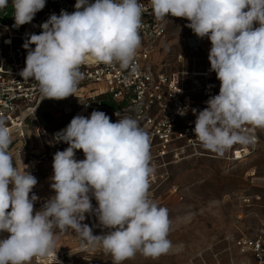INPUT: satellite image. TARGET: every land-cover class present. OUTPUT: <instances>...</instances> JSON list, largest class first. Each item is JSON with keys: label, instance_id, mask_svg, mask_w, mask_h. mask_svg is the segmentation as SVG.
<instances>
[{"label": "clouds", "instance_id": "obj_1", "mask_svg": "<svg viewBox=\"0 0 264 264\" xmlns=\"http://www.w3.org/2000/svg\"><path fill=\"white\" fill-rule=\"evenodd\" d=\"M157 20L185 18L198 38H207L210 71L219 93L197 112L193 132L204 149L223 154L234 144H251L253 129L264 130V0H150ZM13 27L33 21L46 0H12ZM8 0H0V9ZM27 34L19 75L35 80L43 99L73 96L84 79L86 58L136 73L142 44L140 0H76ZM11 43L10 40L5 41ZM32 45L35 47L32 48ZM42 99V100H43ZM187 108L178 109L184 116ZM116 115L119 117L118 113ZM68 147L53 156L50 187L54 195L34 211L37 178L14 165L12 136L0 116V264H31L55 247L57 230L72 229L81 246H100L123 264L137 253L158 257L172 247L168 210L150 198V136L132 117L111 122L103 111L74 116L55 134ZM82 150L83 160L76 159ZM31 193V195H30ZM95 199L96 206L92 204ZM10 209V210H9ZM94 216L98 225L84 223ZM99 226L101 234H94Z\"/></svg>", "mask_w": 264, "mask_h": 264}, {"label": "rangeland", "instance_id": "obj_2", "mask_svg": "<svg viewBox=\"0 0 264 264\" xmlns=\"http://www.w3.org/2000/svg\"><path fill=\"white\" fill-rule=\"evenodd\" d=\"M188 23L185 18H166V34L157 46L154 60L156 67L163 71L185 72L177 79L190 97L191 111L198 112L204 109L200 101L219 93L220 81L215 73L212 79L190 74L194 69H206L207 64L201 51H189L184 46V38L193 33L186 26ZM103 87V84H90L81 92ZM47 109L50 113L45 115L37 109L34 120L24 122L22 127L16 120L9 126L12 143L8 151L14 165L19 168L24 167L23 163L28 165L26 170L38 181L33 188V193L39 197L34 211L54 195L50 187L53 156L68 147L64 142H56L54 133L65 125L71 114H58L51 107ZM150 153L155 171L150 177L149 195L168 210L171 221L168 239L172 247L155 258L137 253L123 264H255L251 255H241L232 247L231 238L241 231L253 233L264 220V186L260 179L264 175L262 150L258 148L239 162L226 161L206 149L177 161L156 157L154 148ZM75 155L77 160L85 158L82 150H76ZM253 171L254 177L247 175ZM241 193L260 199L243 205L238 199ZM92 204L96 206L95 199ZM84 223L98 225L94 216H86ZM93 231L99 235L102 229L97 226ZM7 235L0 233V239ZM31 264H112V257L100 246L82 247L79 236L69 228L63 232L57 230L53 251L44 257H34Z\"/></svg>", "mask_w": 264, "mask_h": 264}, {"label": "built area", "instance_id": "obj_3", "mask_svg": "<svg viewBox=\"0 0 264 264\" xmlns=\"http://www.w3.org/2000/svg\"><path fill=\"white\" fill-rule=\"evenodd\" d=\"M140 2L143 5V27L142 44L135 58L137 72L133 74L129 70H121L118 65L108 66L86 58V63L80 69L84 73V79L74 95L63 100H53L43 99L35 80H23L19 75L25 67L27 55L22 45L28 38L27 34L41 32L39 25L51 14L59 15L61 10L73 12L76 0H46V6L35 15L33 21L18 29L13 27L12 0H8V6L0 9V116L6 117L8 128L14 120L22 127L29 116L35 118L36 110L47 105L58 114H71L65 125L56 129V134L74 116L90 117L92 111L96 110L106 113L111 122L124 117L136 119L149 134L150 149H155L158 158L170 157L172 161H177L200 154L204 148L194 139L196 116L191 111L192 102L177 79L179 74L184 75L185 72L178 71L176 74L163 71L150 59L155 43L165 37L166 18L162 21L155 18L150 0ZM8 40L11 43L5 42ZM183 42L189 50L201 51L207 64L204 71L194 69L190 74L194 77L213 78L215 72L210 71L208 60L211 45L196 35L185 37ZM90 84H103L105 87L81 92ZM206 101L202 100L200 106L206 108ZM185 107L188 109L187 113L179 115L177 110ZM250 135L255 137L254 143L234 144L223 154H219V157L229 162H239L260 148L264 160V130L253 129ZM254 174V171L247 173L251 177ZM260 179L264 186V175ZM238 199L243 205H251L252 201L259 200L260 197L241 193ZM231 239L232 247L239 254H249L255 264H264V220L253 233L241 231Z\"/></svg>", "mask_w": 264, "mask_h": 264}, {"label": "crops", "instance_id": "obj_4", "mask_svg": "<svg viewBox=\"0 0 264 264\" xmlns=\"http://www.w3.org/2000/svg\"><path fill=\"white\" fill-rule=\"evenodd\" d=\"M195 34L194 33H192L190 36H194ZM205 40V42H206V44H208V45H211V43H210V41L207 39V38H203V41ZM162 41V39L161 40H158L156 43H155V45L153 46V48H152V50H151V53H150V59H151V62L152 63H154V64H156V62H155V60H154V56H155V54H156V49H157V46H158V44L160 43ZM184 46L185 47H187L186 46V44H184ZM187 49H188V47H187ZM189 50V49H188ZM190 51V50H189ZM205 69L203 68V69H200V70H198V71H200V72H202V71H204ZM171 73H175V72H171ZM212 79V78H211ZM201 102V101H200ZM199 105H200V103H199ZM49 108V107H48ZM203 108V107H202ZM46 111H48V109H47V107L46 106H43V109L40 111V114H43V115H45V113H46ZM50 113V112H49ZM44 120V119H43ZM43 120H42V122H43ZM45 122H46V119H45Z\"/></svg>", "mask_w": 264, "mask_h": 264}, {"label": "trees", "instance_id": "obj_5", "mask_svg": "<svg viewBox=\"0 0 264 264\" xmlns=\"http://www.w3.org/2000/svg\"><path fill=\"white\" fill-rule=\"evenodd\" d=\"M33 47H35L34 45H32ZM43 109V106H41L38 110H37V112L39 111V110H42ZM49 111H46V113H48ZM34 119H33V117L32 116H29L26 120H25V122H28V121H33ZM29 123V122H28ZM11 145V144H10Z\"/></svg>", "mask_w": 264, "mask_h": 264}, {"label": "bare ground", "instance_id": "obj_6", "mask_svg": "<svg viewBox=\"0 0 264 264\" xmlns=\"http://www.w3.org/2000/svg\"><path fill=\"white\" fill-rule=\"evenodd\" d=\"M66 128V126L63 127V129Z\"/></svg>", "mask_w": 264, "mask_h": 264}]
</instances>
